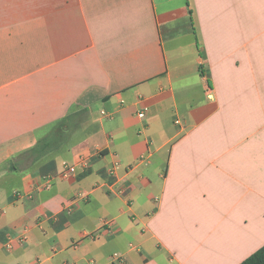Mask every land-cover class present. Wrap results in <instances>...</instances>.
<instances>
[{"label": "crops", "instance_id": "obj_1", "mask_svg": "<svg viewBox=\"0 0 264 264\" xmlns=\"http://www.w3.org/2000/svg\"><path fill=\"white\" fill-rule=\"evenodd\" d=\"M62 121L57 150L26 153ZM263 245L264 0H0V264Z\"/></svg>", "mask_w": 264, "mask_h": 264}, {"label": "trees", "instance_id": "obj_2", "mask_svg": "<svg viewBox=\"0 0 264 264\" xmlns=\"http://www.w3.org/2000/svg\"><path fill=\"white\" fill-rule=\"evenodd\" d=\"M65 134V122L62 121L58 123L49 135L41 139L33 148L28 150L26 153H29L30 156L45 155L49 152L57 150L62 144ZM240 264H264V245L259 248L256 252L251 254Z\"/></svg>", "mask_w": 264, "mask_h": 264}, {"label": "built area", "instance_id": "obj_3", "mask_svg": "<svg viewBox=\"0 0 264 264\" xmlns=\"http://www.w3.org/2000/svg\"><path fill=\"white\" fill-rule=\"evenodd\" d=\"M147 110H148L147 106H143L141 108V110L139 111V113H138L139 117L140 118H144L147 115ZM103 114L107 115L108 117H111L112 116L111 113L103 112ZM82 163L84 165L87 164V162L84 159L82 160ZM119 165H120V161L116 160L114 162L113 166L111 168H109V170H108L109 171V174L112 175V176H114L116 174V170L119 167ZM76 171H77V168H76V166L74 164H70V163L64 162L63 163V168H62V170L60 172V177H62V178H69L72 175H74L76 173ZM53 180H54V178H52V177L46 178V180L43 183V186L46 187V188L51 187L52 184H53ZM107 225L110 226L111 225V221H108L107 222ZM14 240L15 239L13 237H10L8 239V241L6 242V247L9 248V249H12L14 247V243H13ZM19 241L22 242L23 239H20L19 238ZM120 257L121 256L118 253H114L113 256H112V260L113 261L114 260H119Z\"/></svg>", "mask_w": 264, "mask_h": 264}]
</instances>
